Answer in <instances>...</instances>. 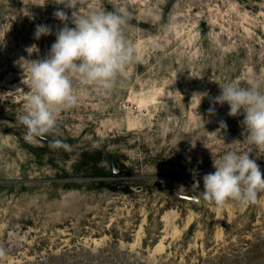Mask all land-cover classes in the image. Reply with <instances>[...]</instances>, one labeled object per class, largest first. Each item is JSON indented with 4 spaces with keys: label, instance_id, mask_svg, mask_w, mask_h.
<instances>
[{
    "label": "rangeland",
    "instance_id": "obj_1",
    "mask_svg": "<svg viewBox=\"0 0 264 264\" xmlns=\"http://www.w3.org/2000/svg\"><path fill=\"white\" fill-rule=\"evenodd\" d=\"M114 5L131 13L138 61L108 91L75 82L59 134L29 140L15 91H29L24 60L56 39H36V25L62 27L63 5L0 0V93L12 92L0 102V264H264V193L223 207L201 195L227 151L264 172L243 115L208 111L220 85L264 78V0H87L85 11Z\"/></svg>",
    "mask_w": 264,
    "mask_h": 264
},
{
    "label": "clouds",
    "instance_id": "obj_2",
    "mask_svg": "<svg viewBox=\"0 0 264 264\" xmlns=\"http://www.w3.org/2000/svg\"><path fill=\"white\" fill-rule=\"evenodd\" d=\"M53 3L63 5L53 13L62 27L53 32L49 25H36V39L53 34L56 39L45 57L24 60L27 78L23 82L29 91H15L25 97V108L18 119L29 140L59 134L61 112L79 103L75 82L93 86L98 92L108 91L128 66L139 59L125 33L131 19L127 10L114 5L112 10L101 6L85 11L87 0ZM220 89V94L211 98L213 107L208 109L209 113H214V105L227 104L229 116L243 115L246 139L264 151V78L254 77L247 86L228 82ZM8 93H0V102L8 99ZM220 127L225 128L226 124L221 121ZM53 146L68 147L59 140L53 141ZM213 167L214 172L203 176L204 200L218 207L228 202L252 205L264 193V172L248 152L227 151L213 158ZM196 188L199 189L198 183ZM6 255V250L0 248V258Z\"/></svg>",
    "mask_w": 264,
    "mask_h": 264
},
{
    "label": "water",
    "instance_id": "obj_3",
    "mask_svg": "<svg viewBox=\"0 0 264 264\" xmlns=\"http://www.w3.org/2000/svg\"><path fill=\"white\" fill-rule=\"evenodd\" d=\"M112 166H113L114 170L117 172L118 170L115 167V162L112 163Z\"/></svg>",
    "mask_w": 264,
    "mask_h": 264
}]
</instances>
